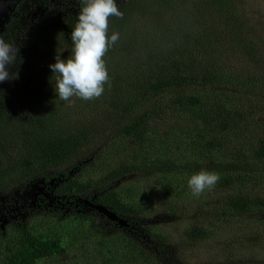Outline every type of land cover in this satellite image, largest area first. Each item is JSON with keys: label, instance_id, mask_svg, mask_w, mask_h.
<instances>
[{"label": "trees", "instance_id": "trees-1", "mask_svg": "<svg viewBox=\"0 0 264 264\" xmlns=\"http://www.w3.org/2000/svg\"><path fill=\"white\" fill-rule=\"evenodd\" d=\"M117 3L124 16L110 18L109 34L120 39L104 57L110 82L97 99L59 101L49 68L57 54L70 56L80 0L47 5L23 37V63L11 68L19 78L0 95V197L39 179L53 185L46 210L0 228V264H49L73 251L84 264H182L181 249L205 240L207 229L192 225L178 246L152 226L157 221L139 201H128L131 189L120 187L127 181L152 179L169 198L172 177L207 169L220 177L217 198L206 204L214 208L201 205L197 213L210 221L264 214V197L254 194L260 185H253L264 181V129L250 119L264 117V75L241 76L230 64L242 49L258 61L247 23L236 25L241 12L235 15L231 0L160 1L171 16L146 0ZM176 7L189 8L183 14ZM163 93L175 97L160 104ZM176 114L188 120L177 122L179 139L163 143L162 150H172L144 154L154 153L156 143L148 141L158 139L151 131L157 116L172 122ZM192 149L198 158L179 163L177 154ZM120 152L131 161L115 164ZM226 191L232 194L223 197Z\"/></svg>", "mask_w": 264, "mask_h": 264}, {"label": "rangeland", "instance_id": "rangeland-1", "mask_svg": "<svg viewBox=\"0 0 264 264\" xmlns=\"http://www.w3.org/2000/svg\"><path fill=\"white\" fill-rule=\"evenodd\" d=\"M56 1L58 0L7 1L3 15L0 16V34L14 37L15 43L20 48L19 55L23 54L26 48L23 47V37H25L26 33L30 34L35 30L37 15L43 14L44 10L47 11V5H53ZM67 1L69 3V1L73 2L74 0ZM146 1L150 7L163 12L166 11V14L170 16L174 14L171 8L163 6L160 3L162 0ZM231 1H233L236 9L235 15L239 12L242 15V19L237 17L236 25L239 26L246 22L245 37L249 40V44L252 43L258 47V61H256V64H252L245 55L241 54L244 51L242 49L234 53L230 64L236 69L235 72L237 74L242 76V73H245L251 78L260 79L264 75V0H238L241 5L239 7L236 6L237 0ZM188 8L178 9L176 7L175 9L184 14ZM32 26L34 27L32 28ZM233 49L235 50L236 47H233ZM3 87L5 89L9 87L8 81L3 82V84L0 83V94H2ZM174 97V94L163 93L157 101L160 104H168ZM262 104L264 105V100L258 102V105ZM47 105H50V103ZM172 118H174L172 122H164L165 119L162 120L161 117L157 116L156 119L159 126H151V131L153 130L155 131L153 133L158 134V139L156 141L152 136H149L151 139L148 143H156L154 153H144L148 154L150 158L154 156L157 158L161 156L160 154L171 151L172 149L168 151L162 150L163 143L169 144L176 140V138L179 139L177 133L179 131H176L175 128L178 127L177 122L180 120L186 123L184 120H188V118L184 115L181 116V114H176ZM250 119H255L258 122L256 124L258 125L257 128L264 129L263 116L256 115ZM199 155L197 150H184L177 154V158L179 163H181L188 159H197ZM116 161L126 163V161L131 160L129 155L120 152L118 158L113 162L116 164ZM193 174L180 172L178 175L172 177V183L176 188V192L175 195L169 198H166L160 192V186L152 179L150 181H127L120 187L125 191L131 189L132 193L130 192L131 196L128 198V201H139V206L143 207L148 213H151L153 221L156 220L158 222H155L152 226L161 230L165 235L171 236L172 241L177 242L178 246L186 243L181 236L192 225L196 224L207 229L208 237L205 240L194 246L187 245L184 249H181L182 264H264V214L257 215V218L241 217L233 219L226 217L223 220H208V218L204 217L203 213L197 212H199L201 205H203L201 211L214 208L213 203L210 206L206 204L214 202L215 198H217L214 191L216 188L214 187L211 191H206L198 198L194 197L187 183ZM52 185V182H50V185H46L43 179H39L29 183L27 186H22V188L16 185L10 197H7L8 193L5 198L0 197V228L6 226L9 221L24 218L25 213H39L41 210H46L45 202L51 199L50 190ZM253 185H260L255 189L254 194L264 197V181ZM246 191L249 192L247 188ZM230 194L232 192L226 191L222 193L223 197ZM169 202L175 205L172 211L166 210L170 208ZM47 203L51 202L48 201ZM70 219L72 221V218ZM50 227L52 226L45 227L42 230H47ZM75 255L73 251L68 255L66 260L54 259L49 264H71L73 257H75L74 264H84ZM183 256L186 257L185 261L183 260ZM172 260L175 262L177 259L173 258ZM129 264H133V262ZM139 264L143 263L140 262Z\"/></svg>", "mask_w": 264, "mask_h": 264}, {"label": "clouds", "instance_id": "clouds-1", "mask_svg": "<svg viewBox=\"0 0 264 264\" xmlns=\"http://www.w3.org/2000/svg\"><path fill=\"white\" fill-rule=\"evenodd\" d=\"M80 3L82 6L70 34V56L62 59L61 54H57L56 62L49 65L52 77L55 76L56 97L68 103L73 97L91 101L105 92L110 75L104 57L120 39L119 32L109 34V20L124 16L117 0H80ZM19 52L14 37L0 34V83L19 78L18 71H11L12 66L23 63ZM219 179L217 173L202 169L188 179V188L198 198L214 189Z\"/></svg>", "mask_w": 264, "mask_h": 264}, {"label": "water", "instance_id": "water-1", "mask_svg": "<svg viewBox=\"0 0 264 264\" xmlns=\"http://www.w3.org/2000/svg\"><path fill=\"white\" fill-rule=\"evenodd\" d=\"M7 0H0V15H1V12H2V8H3V6L5 5V2H6ZM104 213H106V214H108V212L107 211H103ZM109 216V215H108Z\"/></svg>", "mask_w": 264, "mask_h": 264}]
</instances>
